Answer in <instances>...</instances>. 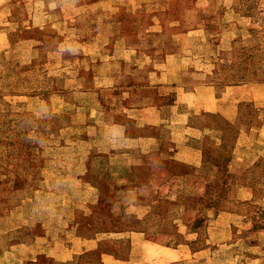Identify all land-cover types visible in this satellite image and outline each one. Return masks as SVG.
I'll list each match as a JSON object with an SVG mask.
<instances>
[{
	"label": "rangeland",
	"instance_id": "rangeland-1",
	"mask_svg": "<svg viewBox=\"0 0 264 264\" xmlns=\"http://www.w3.org/2000/svg\"><path fill=\"white\" fill-rule=\"evenodd\" d=\"M84 1L91 0H0V264L16 262L15 254L3 257L6 247L24 248L23 264L50 263L54 241L66 245L72 235L96 239V247L67 262L104 264L103 254L126 257L133 229L174 245L184 241L182 225L197 229L193 248L201 251L195 260L172 264H264V201L245 198L248 191L260 194L264 157L231 171L227 144L217 155L209 153V145L196 171L165 163L168 173L188 178H170L169 187L155 193L144 189L143 209L133 208L122 202V189L105 183L106 171L120 170L127 159L96 153L99 144L92 138L82 141L89 129L76 107L85 99L74 93L81 90L78 85L91 84L88 66L100 51L111 52L120 40L132 42L150 26L163 35L199 29L194 36L200 39H189L184 51L202 55L195 67L209 71L207 80L218 86L264 82V0H100L89 13L79 6ZM126 1H135L131 9L126 10ZM71 5L72 25L51 26V17ZM114 18L121 23L106 38V50L95 42L78 46L70 40L91 36V21ZM115 35L122 39L114 41ZM247 113L255 116L254 106ZM89 145L91 153L85 155ZM136 211L143 212L138 222L129 216ZM210 213L223 216L212 224L219 230L217 253L205 243Z\"/></svg>",
	"mask_w": 264,
	"mask_h": 264
},
{
	"label": "crops",
	"instance_id": "crops-1",
	"mask_svg": "<svg viewBox=\"0 0 264 264\" xmlns=\"http://www.w3.org/2000/svg\"><path fill=\"white\" fill-rule=\"evenodd\" d=\"M134 2L126 1V10L131 9ZM99 3L100 0L84 1L79 6L89 13L92 12L89 8ZM66 8L63 11L59 7L62 14L51 17V26L72 25L70 17L74 15L75 6ZM57 11L55 7L52 9V12ZM40 12L48 13L46 8ZM40 12L37 11V15ZM91 22V36L73 35L70 40H75L78 46L95 42L100 49L106 50V38L118 32L121 21L114 18ZM102 28L105 31L99 35ZM196 31L199 29L163 35L157 27L150 26L130 43L120 40L116 42V49L106 53L100 51L99 59L94 58L89 64L92 82L97 79L98 83L87 81L91 84L78 85L81 90L74 92L85 99L84 105L76 107L82 110L83 127L89 129L81 137L82 141L92 138L99 144L96 153L127 159L120 170L106 171L105 183L110 189H122L120 199L133 208L143 209L141 191L144 189L155 193L158 188H168L170 178L181 181L188 178L189 174L168 173L165 163L174 162L196 171L203 167L209 145V153L217 155L227 144L230 148L227 164L231 171L251 167L264 157V82L218 86L208 81L209 71L194 65L202 55L184 51L189 39L194 43L200 39L194 36ZM115 36L114 41L122 39ZM61 42L62 37L61 41H56L57 44ZM104 55L105 60L101 59ZM249 106H254L255 116L247 113ZM220 122L233 127V132H227L218 125ZM90 146L84 150L85 155L91 153ZM245 196L251 202L264 201V184L257 197L250 191ZM142 214L136 211L130 212L129 216L138 222L142 220ZM222 217L219 213L209 214L211 231H208L205 243L211 253L219 252L220 245L219 239H214L219 234L218 227L212 224H218ZM196 230L182 225L184 241L172 245L151 236L145 237L141 231L133 229L129 233V250L124 259L107 254H103L106 258L102 259L104 264H172L176 259L195 260L196 253L201 251L193 248ZM53 246L52 262L46 264H70L66 260L72 255L94 249L96 239L72 235L68 244L63 245L60 239H56ZM23 250L22 247H6L1 254L3 257L15 254L14 264H23L26 258Z\"/></svg>",
	"mask_w": 264,
	"mask_h": 264
}]
</instances>
